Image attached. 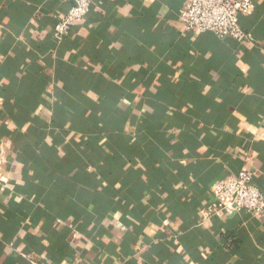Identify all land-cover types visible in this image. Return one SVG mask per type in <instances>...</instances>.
Segmentation results:
<instances>
[{"label": "crops", "instance_id": "0c3cea01", "mask_svg": "<svg viewBox=\"0 0 264 264\" xmlns=\"http://www.w3.org/2000/svg\"><path fill=\"white\" fill-rule=\"evenodd\" d=\"M187 0H0V264H264V215L202 221L214 183L264 192L254 44L185 31Z\"/></svg>", "mask_w": 264, "mask_h": 264}, {"label": "built area", "instance_id": "2783aa9c", "mask_svg": "<svg viewBox=\"0 0 264 264\" xmlns=\"http://www.w3.org/2000/svg\"><path fill=\"white\" fill-rule=\"evenodd\" d=\"M70 8L53 16V36L62 43L75 25L91 12L95 0H65ZM256 11L255 0H187L180 20L188 33H211L219 39H229L244 45L254 44L255 37L245 31L242 19ZM254 173L242 171L213 184L212 202L201 210L202 221L223 219L238 213L253 217L264 215V192L254 184ZM31 264H45L36 258Z\"/></svg>", "mask_w": 264, "mask_h": 264}]
</instances>
